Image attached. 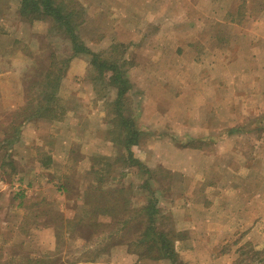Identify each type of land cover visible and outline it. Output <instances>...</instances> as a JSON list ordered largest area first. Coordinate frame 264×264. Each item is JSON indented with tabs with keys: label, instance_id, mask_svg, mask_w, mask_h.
Masks as SVG:
<instances>
[{
	"label": "rangeland",
	"instance_id": "374dc122",
	"mask_svg": "<svg viewBox=\"0 0 264 264\" xmlns=\"http://www.w3.org/2000/svg\"><path fill=\"white\" fill-rule=\"evenodd\" d=\"M58 1L129 86L115 102L61 25L0 0V264H188L193 243L197 264H264V0ZM151 199L174 263L137 244Z\"/></svg>",
	"mask_w": 264,
	"mask_h": 264
},
{
	"label": "trees",
	"instance_id": "16d2710c",
	"mask_svg": "<svg viewBox=\"0 0 264 264\" xmlns=\"http://www.w3.org/2000/svg\"><path fill=\"white\" fill-rule=\"evenodd\" d=\"M64 9L65 7L61 1H58V3L55 4L54 0H20L21 15L27 16V14L29 13H41L42 15L50 16L67 32L70 38V42L72 44V50L74 54L88 53L92 56V62L102 67V74L107 71H111V75L109 78L111 84L116 87L118 97V100H115V102H119L120 98L128 90L129 84L127 79L124 78L123 73L119 72L116 69V63L102 61L97 53L91 52L85 45L79 42L78 38L74 33L73 25H70V18L72 16V13H65ZM54 99L55 95H52V93L49 94L47 98V103H45L44 105L39 103L38 106L34 107L35 113H39L43 116L46 111H51V101ZM35 117L36 116L32 118L34 119ZM123 124L125 128H127V131H125L123 135L124 146L127 151L128 158L134 160L130 151V146L135 144L137 140L135 138V136H137V130L132 128V126L128 123ZM151 200L143 208V211L146 213L145 219L148 220V224H146V229H144V232H142V234L139 236V242H137V244H140L139 246L142 248L144 246L145 255L150 256L151 252H154L153 254H157L158 258H166L172 263H174L176 259V254L173 251L174 248L172 247V238L168 235V233H165L161 229H157L154 226L155 219L158 215L157 199Z\"/></svg>",
	"mask_w": 264,
	"mask_h": 264
},
{
	"label": "crops",
	"instance_id": "0c3cea01",
	"mask_svg": "<svg viewBox=\"0 0 264 264\" xmlns=\"http://www.w3.org/2000/svg\"><path fill=\"white\" fill-rule=\"evenodd\" d=\"M28 132H30L29 135L32 138H34L36 136L35 134H32L31 131H28L26 128L24 130H22L21 134L24 135V136L25 135L28 136V134H27ZM208 198H209L208 200H210L212 197H208ZM205 202H206V200L204 199L203 202H202V205L203 206H204ZM208 205H209V203H208ZM204 209L205 208L203 207L202 209H199V211H194L193 210V211H188L186 213H183V215L181 216V222H184V224L186 225L188 223V221L191 220L193 223L200 224V226H201V223L206 222V219L205 218L204 219L203 218L202 219H198V218L201 216V212H204ZM229 213L230 212L228 211V214ZM238 216L241 217V214L238 215ZM211 222L213 223V221H211ZM253 228L254 227L248 228V227H246V225H244L242 227L239 226L238 227V230H240L242 232H246V231H248V229H250L249 231H252ZM183 229H185V228H183ZM213 232H214V236L213 237L216 236V238H215V240L213 242H211V246L216 247L218 244H224L223 242H224V238L225 237L224 236H221V234L222 233L225 234L226 227L225 226H222V227H220V228H218L216 230L214 229ZM190 241L192 242V240H190ZM198 248H199V245L196 247V245L193 243L191 246H189L188 248L184 249V252L183 253L186 255V261L188 262V264H197L196 261H194L192 255H193V253H194L195 250H198ZM219 256H220L219 257V260L221 261V263H219V264H232L233 261H232V259L229 260V256L228 255H226V254H220ZM210 259H213V258H210ZM217 260L218 259L215 258L211 262V261H206L205 259H201L198 262V264H217V262H218Z\"/></svg>",
	"mask_w": 264,
	"mask_h": 264
}]
</instances>
